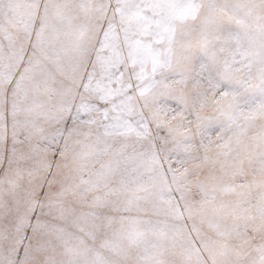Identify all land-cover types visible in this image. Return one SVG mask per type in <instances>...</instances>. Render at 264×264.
<instances>
[{"label":"snow or ice","instance_id":"1","mask_svg":"<svg viewBox=\"0 0 264 264\" xmlns=\"http://www.w3.org/2000/svg\"><path fill=\"white\" fill-rule=\"evenodd\" d=\"M0 264H264V0H0Z\"/></svg>","mask_w":264,"mask_h":264}]
</instances>
